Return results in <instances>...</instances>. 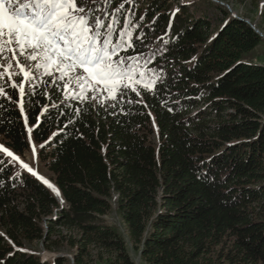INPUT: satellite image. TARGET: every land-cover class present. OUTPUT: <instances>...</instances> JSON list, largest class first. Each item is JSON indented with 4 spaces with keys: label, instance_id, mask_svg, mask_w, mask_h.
Wrapping results in <instances>:
<instances>
[{
    "label": "trees",
    "instance_id": "obj_1",
    "mask_svg": "<svg viewBox=\"0 0 264 264\" xmlns=\"http://www.w3.org/2000/svg\"><path fill=\"white\" fill-rule=\"evenodd\" d=\"M221 1L124 5L133 47L120 55L149 61L148 89L101 104L41 76L23 83L22 111L19 88L0 84V143L18 156L48 150L59 190L0 152V264H135L105 218L115 195L146 264H264V62L253 61L264 38ZM38 242L72 258H44Z\"/></svg>",
    "mask_w": 264,
    "mask_h": 264
},
{
    "label": "snow or ice",
    "instance_id": "obj_2",
    "mask_svg": "<svg viewBox=\"0 0 264 264\" xmlns=\"http://www.w3.org/2000/svg\"><path fill=\"white\" fill-rule=\"evenodd\" d=\"M102 2L108 6L112 0ZM132 2L123 0L108 12L107 7L90 6L89 0H0V80L7 76L12 81L13 76L23 75L20 85L15 81L10 85L19 88L21 110L26 95L23 83L41 76L63 82V90L73 99H88L85 93L91 91L96 94L91 99L99 98L101 104L105 99L102 91L115 100L131 85L143 82L148 89L155 84L158 77L154 69L147 68L148 60L141 65L137 56L120 55L133 47L132 19L124 15L121 21L124 5ZM96 3L91 0L92 5ZM0 94H6L3 85ZM0 152L33 172L3 145ZM40 179L59 195L47 179Z\"/></svg>",
    "mask_w": 264,
    "mask_h": 264
},
{
    "label": "rangeland",
    "instance_id": "obj_3",
    "mask_svg": "<svg viewBox=\"0 0 264 264\" xmlns=\"http://www.w3.org/2000/svg\"><path fill=\"white\" fill-rule=\"evenodd\" d=\"M182 1L190 2L192 0H182ZM221 3L224 4L230 11H232V13H235L236 15L237 13H239L240 15L244 16L245 21L252 23V25L262 33L263 35L262 37L264 38V18L261 16V10L263 8V0H225V2L221 1ZM177 8L178 6H175V9ZM254 56H255L253 58L254 62H264V54L259 49L255 50ZM20 59H21V62L23 63L24 62L23 57H21ZM14 70L18 72V69H14ZM0 71H2V69H0ZM18 75L13 76L12 81H16V77ZM7 80H8V77L5 76L3 80H0V84L4 83ZM93 94L96 95L95 93ZM100 95L104 96L105 99L109 101L113 100V99L107 98L108 94L106 92L102 91ZM34 147L36 149L35 153L33 152ZM14 155L18 156L16 154ZM18 157L20 158L21 161H23V163L28 164L30 167H32V169H34V171L39 173V175L41 174L42 176H44L46 179H49V180L52 179V173H50V171L48 170V167L46 166V162H45L46 157H48V150L45 151L43 155H40L39 148L35 144H32L31 149L27 151L24 154V156H18ZM8 158H9V162L14 167L16 173L17 174L21 173L22 167H23L22 164L19 161L13 160L11 157H8ZM116 198H117V195L114 196L113 201H112L113 210L108 215H106L105 218L109 224L116 226L119 229V231L123 234L125 241H126L127 249L134 263L135 264H146V262L143 260L141 256V251L139 249L134 248L129 231L125 223L123 222L121 216L115 209V199ZM33 249L39 252L40 254H42L44 258H47V259L53 255H58V254H63L69 258H72V250H68L67 247L65 250H62V251L60 250H56V251L49 250L48 251L44 249V247L41 246V244L38 242V243L33 244Z\"/></svg>",
    "mask_w": 264,
    "mask_h": 264
},
{
    "label": "water",
    "instance_id": "obj_4",
    "mask_svg": "<svg viewBox=\"0 0 264 264\" xmlns=\"http://www.w3.org/2000/svg\"><path fill=\"white\" fill-rule=\"evenodd\" d=\"M233 14H234L235 16H237L235 13H233ZM253 27H254V26H253ZM255 29H256V28H255ZM256 31H257L261 36H263L262 33H261L258 29H256ZM29 167H30V166H29ZM30 168H31V167H30ZM31 173L33 174V173H35V172H31ZM34 175L37 176L39 179H40V177H41V176H39L37 173H35ZM40 180H41V179H40ZM41 181L43 182V180H41ZM47 186H48V185H47ZM50 189H51V188H50Z\"/></svg>",
    "mask_w": 264,
    "mask_h": 264
},
{
    "label": "bare ground",
    "instance_id": "obj_5",
    "mask_svg": "<svg viewBox=\"0 0 264 264\" xmlns=\"http://www.w3.org/2000/svg\"><path fill=\"white\" fill-rule=\"evenodd\" d=\"M46 179V178H45ZM54 187H55V184L51 181V180H49V179H47ZM56 188V187H55ZM52 189V188H51ZM53 191V190H52ZM54 193V192H53ZM55 194H56V192H55ZM57 195V194H56Z\"/></svg>",
    "mask_w": 264,
    "mask_h": 264
}]
</instances>
